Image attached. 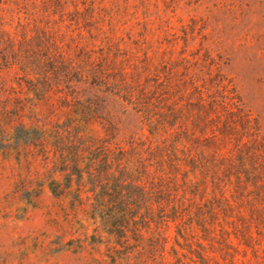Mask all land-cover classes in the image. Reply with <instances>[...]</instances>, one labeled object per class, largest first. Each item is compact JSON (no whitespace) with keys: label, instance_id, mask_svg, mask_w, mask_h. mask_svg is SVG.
Wrapping results in <instances>:
<instances>
[{"label":"rangeland","instance_id":"obj_1","mask_svg":"<svg viewBox=\"0 0 264 264\" xmlns=\"http://www.w3.org/2000/svg\"><path fill=\"white\" fill-rule=\"evenodd\" d=\"M122 71L156 91L161 80L174 88L192 79L213 90L233 84L264 136V0H0V264H113L105 245H69L78 233L68 200L47 185L40 190L52 161L39 132L67 137L79 96L99 109L83 133L105 137L108 118L118 139L146 146L157 117L152 96L159 94L139 111L136 99L129 103L118 92ZM236 200L234 217L214 220L217 238L202 239L207 264H264V218L246 223L237 210L247 213L248 205ZM191 222L193 236H186L195 241L203 232L194 219L186 226ZM166 233L168 264H176L172 245L185 264H206L184 237L183 248L176 243L174 222Z\"/></svg>","mask_w":264,"mask_h":264},{"label":"trees","instance_id":"obj_2","mask_svg":"<svg viewBox=\"0 0 264 264\" xmlns=\"http://www.w3.org/2000/svg\"><path fill=\"white\" fill-rule=\"evenodd\" d=\"M119 82L118 92L129 103L136 99L139 111L149 108L151 93L159 94L152 96L157 117L148 144L118 139L119 127L108 118L105 137L83 133L81 126L96 120L99 109L91 99L75 96L67 137L60 130L50 138L45 130L39 132L43 154L52 161L40 190L47 185L55 198L68 200L78 233L69 242L72 247L105 245L113 264H168L166 230L174 222L176 243L183 248L179 237H184L189 251L207 264L210 255L203 240L217 238L214 220L220 214L234 217L236 199L248 205V212L241 207L237 217L246 223L264 218L260 121L233 84L222 82L213 90L192 79L174 88L172 80H161L160 92L142 87L141 80L124 71ZM191 219L203 232L195 241L186 236H193V221L186 226ZM171 250L176 264H185V254L176 245Z\"/></svg>","mask_w":264,"mask_h":264}]
</instances>
